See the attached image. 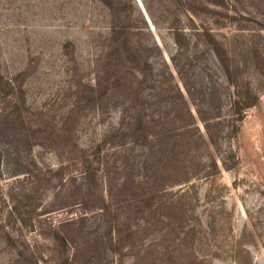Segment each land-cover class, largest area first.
<instances>
[{
	"label": "rangeland",
	"instance_id": "obj_1",
	"mask_svg": "<svg viewBox=\"0 0 264 264\" xmlns=\"http://www.w3.org/2000/svg\"><path fill=\"white\" fill-rule=\"evenodd\" d=\"M0 264H264V0H0Z\"/></svg>",
	"mask_w": 264,
	"mask_h": 264
},
{
	"label": "trees",
	"instance_id": "obj_2",
	"mask_svg": "<svg viewBox=\"0 0 264 264\" xmlns=\"http://www.w3.org/2000/svg\"><path fill=\"white\" fill-rule=\"evenodd\" d=\"M254 105V103H252V104H249L248 106L250 107V106H253ZM193 116V115H192ZM210 141L212 142V144L214 145L215 143H214V140H213V137L212 136H210ZM215 146V145H214ZM160 161V160H159ZM214 164H216V161H214ZM162 176H161V180L163 181H166V180H168V178L171 176V173L170 174H167V173H165L164 175L163 174H161Z\"/></svg>",
	"mask_w": 264,
	"mask_h": 264
}]
</instances>
